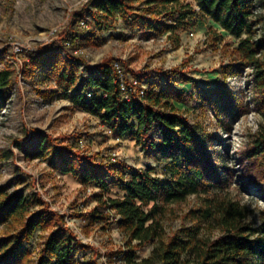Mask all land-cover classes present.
I'll return each instance as SVG.
<instances>
[{
	"label": "rangeland",
	"instance_id": "374dc122",
	"mask_svg": "<svg viewBox=\"0 0 264 264\" xmlns=\"http://www.w3.org/2000/svg\"><path fill=\"white\" fill-rule=\"evenodd\" d=\"M88 1L0 0V77L6 76L8 82L6 93L0 96V195L35 194L46 202L87 246L76 253L77 262L157 264L154 258L144 261L152 254L153 242L135 247L128 261L129 247L118 228V215L99 200L121 198L119 178L123 174L129 178L132 171L149 169L152 177L169 178L170 161L157 162L143 149L144 143H136L131 136L108 134L97 116L72 102L74 95L89 92L84 84L96 73L99 62L118 58L135 72L147 71L133 80L134 91L167 93L185 124L215 136L211 142L206 139L205 145L212 158L228 170L220 185L207 181L198 193L163 204L165 235L191 226V212L202 208L204 199L225 196L249 210L243 219L251 228L249 239L264 251V180L255 177L241 155L250 148L261 123L255 107L256 69L236 52L240 39L249 33L232 35L201 13L185 28H171L174 19L155 23L157 5L149 0H135L133 10L126 12L115 6L99 26L92 17H100L98 4L103 0L87 5L84 19L76 15ZM253 12L256 23L251 35L258 43L264 34V0L255 2ZM74 21L83 33L72 27ZM68 30H74L76 38L64 45L62 34ZM45 50L47 62L33 71L30 53ZM77 56L80 59L73 60ZM260 57L264 65V47ZM177 67L179 72L170 71ZM46 135L50 139L47 154L34 156L38 140ZM152 136L158 143L159 136ZM51 142L94 154V163L108 164L110 172L104 170L99 183L82 182L75 172L77 156L69 157L66 150L53 151ZM193 146L201 157V147L195 142ZM65 166L72 171L64 172ZM51 229L36 228L24 242L33 258ZM220 232L203 227L200 234L214 239ZM136 244L131 242V246ZM257 264H264V258Z\"/></svg>",
	"mask_w": 264,
	"mask_h": 264
},
{
	"label": "trees",
	"instance_id": "16d2710c",
	"mask_svg": "<svg viewBox=\"0 0 264 264\" xmlns=\"http://www.w3.org/2000/svg\"><path fill=\"white\" fill-rule=\"evenodd\" d=\"M92 1L89 0L76 13L79 18L84 19L85 7ZM134 1L103 0L98 4L100 17L92 18L100 26L105 23V18L113 12L115 6L126 12L133 10L131 3ZM256 1L149 0L157 5L153 12L156 15L153 18L155 23L161 22L163 18L174 19L171 28H185L193 24L192 19L197 13H201L232 35L239 36L242 31L249 33L240 39L236 52L256 69L255 107L261 123L250 148L242 151L241 155L248 162L255 177L264 180V65L260 61L264 34L258 43L251 35V26L256 23L252 20ZM72 27L84 32L78 21H74ZM73 34L74 30L62 34L64 45L75 41L76 36ZM46 51L30 53L29 66L33 71L47 62ZM78 59V56L73 58ZM116 65L119 66L121 79L129 91L128 96L120 88L121 81ZM170 71L179 72V69L177 67ZM146 73L147 71H133L118 58L105 59L97 64L96 73L87 78L84 84L83 89L89 92L78 93L72 97L76 107L97 116L102 123L109 126L115 137L131 136L136 143H144L143 149L157 162L170 161L169 178L152 177L149 169L132 171L129 178L124 174L119 178L118 185L124 193L121 198L99 200L104 208L112 209L118 215V228L126 237V245L129 247L128 261H132L135 247L153 242L152 254L150 258L144 259L145 262L154 258L157 264H257L259 258H264V251L255 246L254 239H249L251 228L243 222L249 210L229 197L214 196L204 199L203 207L191 212V226L183 227L168 237L165 235L162 223L165 211L163 204L178 202L188 194L198 193L199 187L208 185L207 181L220 185L228 170L212 158L205 145L206 139L211 142L215 136L185 124L180 110L169 101L167 93L156 94L144 90V94L139 96L140 88L134 91L133 80L136 76H145ZM74 81L72 79L71 84ZM7 83L6 76L0 77V96L6 93ZM177 96L180 97L179 94ZM152 134L159 136L158 143H155ZM49 140V136H42L33 155L45 156ZM194 142L201 147V157L193 150ZM50 145L53 151L66 150L69 157L77 156L78 166L74 168L82 182L99 183L104 177L103 171L110 172L108 164L94 163V154H81L80 150L69 144L56 145L51 142ZM62 170L71 172L72 168L65 166ZM101 217L106 216L102 214ZM61 219L59 214L49 209L46 202L35 194H1L0 264H95L91 261L80 263L75 260L78 250L87 246L64 226ZM45 227L52 229L39 244L36 257L33 258L31 251L23 244L36 228ZM203 227L208 230L219 229L220 235L214 239L204 237L200 234ZM132 241L137 242L136 246H131Z\"/></svg>",
	"mask_w": 264,
	"mask_h": 264
},
{
	"label": "built area",
	"instance_id": "2783aa9c",
	"mask_svg": "<svg viewBox=\"0 0 264 264\" xmlns=\"http://www.w3.org/2000/svg\"><path fill=\"white\" fill-rule=\"evenodd\" d=\"M116 69H117V73H118V78L120 79V81H121V83H120V88H121V90H123V91H125L126 92V96H128V90H126V87H125V85H124V83H123V81H122V79H121V73H120V68H119V66H117L116 65ZM135 90H136V88H135ZM144 94V89L142 88H140L139 89V91H138V95L139 96H141V95H143ZM89 96H90V94H88ZM106 131H107V133L108 134H111L112 133V131H111V129L109 128V126H107L106 127Z\"/></svg>",
	"mask_w": 264,
	"mask_h": 264
}]
</instances>
